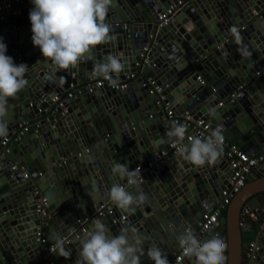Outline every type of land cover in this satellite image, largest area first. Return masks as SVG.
<instances>
[{
  "label": "water",
  "instance_id": "water-1",
  "mask_svg": "<svg viewBox=\"0 0 264 264\" xmlns=\"http://www.w3.org/2000/svg\"><path fill=\"white\" fill-rule=\"evenodd\" d=\"M177 1L182 0H113L106 17L111 42L96 46L77 68L59 71L33 45L29 14L5 18L20 24L17 30L14 25L0 30L6 55L29 69L26 87L8 99L9 131L0 138V143L9 140L8 154L0 158V245L7 258L0 250V264H44L57 236L64 238L71 257L53 253L52 264H75L81 239L93 225H83L81 231L79 222L109 199L113 184L125 181L112 173L113 165L126 164L131 170L139 158L146 166L156 152L168 149L165 133L173 124L164 117L166 111L172 117L187 113L208 118L244 153L264 149V0L190 1L168 25L156 28L155 13ZM232 27L239 29L242 45L234 42ZM150 35L143 63L139 56ZM241 46L250 55L242 56ZM109 54L125 64L118 77L113 74L115 79L134 76L126 90L107 85L91 92L82 88L72 99H62L60 106L50 102L61 98L69 84L97 79L93 68ZM254 72H259L256 78ZM149 85L159 93L149 94ZM241 85L243 91L229 100ZM30 121H37L35 128L27 126L18 133L20 123ZM254 170L263 174L264 160ZM230 175L223 153L214 165L194 167L177 152L141 183L147 203L134 213L113 205L99 220L113 236L135 229L144 250L140 264H154L147 256L154 245L170 260L185 230H192L201 242L221 238L228 245L225 264H241L245 246L240 231L251 215L257 228L249 230L255 229L260 245L248 264H262L264 177L233 196L211 230L196 231L202 206H213L220 191L228 188ZM254 178V173L246 176L247 181ZM178 264H195V258L184 257Z\"/></svg>",
  "mask_w": 264,
  "mask_h": 264
},
{
  "label": "clouds",
  "instance_id": "clouds-1",
  "mask_svg": "<svg viewBox=\"0 0 264 264\" xmlns=\"http://www.w3.org/2000/svg\"><path fill=\"white\" fill-rule=\"evenodd\" d=\"M34 7L29 12L32 42L38 47L46 60L57 70L77 68L90 56L92 50L111 42V28L106 22L113 0H31ZM234 42L242 45V36L237 27L230 29ZM7 46L0 38V138L8 135V99L14 98L26 87L25 74L29 67L23 63L17 65L11 56L6 55ZM242 56L250 53L241 46ZM125 64L117 55L109 54L103 62L95 64L92 76L102 78L113 87L118 85ZM63 80V78H61ZM214 115V113H213ZM188 128L183 124H173L165 133L167 142L178 149V155L194 167L214 165L223 153V127L217 126L208 136L188 137ZM163 142V141H162ZM114 175L126 180L133 190L113 184L107 193L110 201L124 213H134L137 208L148 202L141 190V170H130L126 164H114ZM129 231L133 238L129 239ZM182 255L195 258V264H225L224 255L228 245L218 237L201 242L192 230H185L178 236ZM51 252L68 259L71 249L65 246L63 237H54ZM144 254L142 241L135 235V229H122L113 236L108 227L99 219L93 221L92 228L81 239V250L75 264H140ZM147 256L154 264H170L167 255L158 247L147 250Z\"/></svg>",
  "mask_w": 264,
  "mask_h": 264
},
{
  "label": "built area",
  "instance_id": "built-area-1",
  "mask_svg": "<svg viewBox=\"0 0 264 264\" xmlns=\"http://www.w3.org/2000/svg\"><path fill=\"white\" fill-rule=\"evenodd\" d=\"M26 0H4L0 3V24L5 22L6 14L9 12V14L16 15V12H12V8L14 6L22 5ZM190 1L194 0H182L177 1L174 4L169 5L166 9L157 11L155 13V27L161 28L166 25H168L174 14L185 7ZM11 11V12H10ZM124 27V26H123ZM149 40H152V35H150ZM148 46H144L141 49L140 54V60L141 62L145 63L144 55L148 51ZM259 73L255 72L254 76H258ZM134 79V76L129 74L126 75L124 78V81H118V85L116 87H113L109 84L108 81L103 80L102 78H97L94 80L89 81L87 84L82 86H72L69 84L68 86V93L65 94V99H72L74 97V92L80 93V89L85 88L88 92H91L94 89H99L103 87L104 85H107L111 90L115 91H124L127 89L128 84L130 81ZM196 80L200 81V78L197 77ZM244 86L241 85L236 93H233L230 96V99H233L234 97L238 96V93L243 91ZM159 93V89L154 87L149 90V94H157ZM61 98L53 97L50 99V102L54 105L60 106ZM221 103L218 104L220 106ZM167 104L164 105L166 107ZM39 111V110H38ZM165 118L169 119L172 124H183L186 125L188 128V132L186 133V139L184 143H189L188 137L191 136H199L200 138H205L210 134V132L215 129L219 125H212L207 120L202 118H193L191 115L184 113L180 116H173L171 111L165 112ZM27 125L26 122L20 123V130L18 133H20L21 130H24V127ZM225 138V137H224ZM8 143L9 140L2 139L0 146V154L7 155L8 154ZM85 153L87 150H84ZM178 152V149L176 147H173L170 143L167 150H161L156 152L152 158L151 161L146 164V166L143 165H135L132 170H135L136 168H139L141 170V183L147 178L149 175L151 169L157 168L163 159L174 156ZM223 154L224 158L226 160L227 166L231 171V175L228 178V188L222 189L220 191L219 199L214 202L212 207H209L207 205L202 206L203 212L201 213L198 221L196 222V231L200 234H203L206 231H209L212 229V227L217 222L218 218L222 217L221 214L225 212L226 207L229 205L231 199L233 196L238 194V192L243 188L245 182H246V176L251 173V171L257 166L258 163L262 162L264 160V149L261 153L258 154H247L242 152L238 147L232 145L229 143L226 138L224 139V145H223ZM23 178H27V175H24ZM122 186H125L127 188H130L127 185L126 180L121 184ZM114 204L110 201V199L103 201L97 210H95L91 215L84 216L82 218V222L80 223V230L83 231L82 226L86 224H93L94 220L99 219L103 214L108 212L111 207ZM39 208V207H37ZM123 219V217H121ZM260 229L264 228V224H261L259 226ZM52 247V246H51ZM51 247H49L46 251V262L44 264H52L53 261L51 259V255L53 253L51 252ZM255 246L253 243H249L248 246L245 248V255L248 261H252L255 257ZM184 256L182 255V250L180 249L178 245V249L176 250V253L173 254V258L169 261L170 264H178L183 260ZM27 264V263H23Z\"/></svg>",
  "mask_w": 264,
  "mask_h": 264
},
{
  "label": "crops",
  "instance_id": "crops-1",
  "mask_svg": "<svg viewBox=\"0 0 264 264\" xmlns=\"http://www.w3.org/2000/svg\"><path fill=\"white\" fill-rule=\"evenodd\" d=\"M34 7V5L32 4V2H31V0H26V1H24V3L22 4V5H19V6H14L13 8H12V12H16L17 14L16 15H12V14H9V12H7V14H6V17H8V19L9 18H17V17H22L23 18V16L24 15H27V14H29V12H30V10L32 9ZM10 11V12H11ZM153 24H155V22L153 23ZM11 25H14V30H17V28H18V26L20 25L18 22H11V21H9V20H6L4 23H2V24H0V30L1 29H3L4 27H10ZM152 42V40H148V44H146L145 46H151L150 45V43ZM33 50H35V48H33ZM33 50L31 51V53L33 52ZM255 73V72H254ZM259 73V72H258ZM135 77H137V76H135ZM255 78H256V76H255ZM133 82V80L132 81H130V83H132ZM88 82H86V83H82V84H80V85H78V86H82V85H85V84H87ZM149 88L150 89H152V87H150V85H149ZM154 88V87H153ZM68 91L69 90H66V91H64V93L62 94V99H64V96H65V94L66 93H68ZM221 105H223V102H221ZM174 114V113H173ZM213 113H211V115H212ZM180 115H182V114H180ZM179 115V116H180ZM211 115L209 116V117H211ZM46 117V116H45ZM164 117H165V112H164ZM68 118V117H67ZM205 120H207L208 122H209V119L207 118V119H205ZM36 123H37V121H30V122H28L27 123V125L25 126V127H27V126H31V128L32 129H34L35 128V125H36ZM69 125H70V122H69ZM8 145H9V143H8ZM7 145V146H8ZM262 152V150L259 152V153H261ZM1 153V152H0ZM258 154V153H257ZM2 157H4L2 154H0V158H2ZM61 160H63V159H61ZM139 158H137V162H136V164L135 165H141V163H138L139 162ZM135 165H133V167L135 166ZM133 167L131 168V170L133 169ZM255 174V178L254 179H251L250 181H247L246 180V182H245V184H244V186L245 185H247L249 182H254L256 179H258V178H260V177H264V173L263 174H259V173H257L254 169L251 171V173L249 174V175H251V174ZM41 179H43V176H40V178H39V180L38 181H41ZM31 184H35L34 182H31ZM243 186V187H244ZM34 187H35V190L37 191V188H36V186L34 185ZM263 198H264V196H263ZM216 202V201H215ZM231 202V201H230ZM230 204V203H229ZM226 211V210H225ZM241 213H243V211H241ZM250 226H253L254 228H257V225H255V220H254V218L250 215L249 216V221H248V224L246 225V226H244V227H242L243 229L240 231V238H241V243L243 244V246H245V248L248 246V244L249 243H253L254 244V246H255V248H256V245H257V243H258V238H257V233H256V231H255V229H254V231H250L249 230V228H250ZM195 228H196V226H195ZM46 236V232H44V233H42V238H44ZM261 241V240H260ZM259 245H260V243H258ZM178 243L176 244V246H177V249H178ZM245 248H243L242 249V261H241V264H248L250 261H248L247 260V258H246V255H245ZM264 249V243H263V241L261 242V247H260V250H263ZM0 250H1V252H2V254L4 255V257L6 258V256H5V252L3 251V249H2V247H1V245H0ZM256 250V249H255ZM175 254V253H174ZM224 255L226 256V251H225V253H224ZM255 257H256V254H255ZM172 258H173V256H172ZM171 258V259H172ZM7 259V258H6ZM170 259V260H171ZM169 260V261H170ZM263 260H264V255H263ZM52 261H53V259H52ZM264 263V261L262 262V264Z\"/></svg>",
  "mask_w": 264,
  "mask_h": 264
},
{
  "label": "trees",
  "instance_id": "trees-1",
  "mask_svg": "<svg viewBox=\"0 0 264 264\" xmlns=\"http://www.w3.org/2000/svg\"><path fill=\"white\" fill-rule=\"evenodd\" d=\"M225 215V212H223L222 214H221V216H224Z\"/></svg>",
  "mask_w": 264,
  "mask_h": 264
}]
</instances>
